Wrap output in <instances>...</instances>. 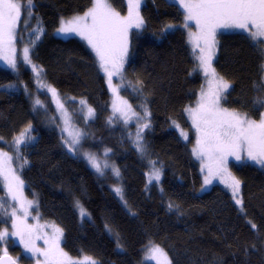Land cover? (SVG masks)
Returning a JSON list of instances; mask_svg holds the SVG:
<instances>
[{
    "label": "trees",
    "instance_id": "obj_1",
    "mask_svg": "<svg viewBox=\"0 0 264 264\" xmlns=\"http://www.w3.org/2000/svg\"><path fill=\"white\" fill-rule=\"evenodd\" d=\"M34 2L35 17L44 29L34 60L56 91L85 99L93 109L89 121L71 110L72 116L77 114L73 120L85 132L84 147L96 154L109 151L124 186V204L130 207L84 158L67 149L60 125L48 128L37 115L25 92L35 89L32 71L21 62L19 75L0 67V149L14 153L10 143L32 126L35 140L22 146L23 159H16V165L27 195H39L42 216L62 227L67 253L91 256L98 264H144V249L153 243L171 264H264V169L249 160L233 162V173L242 183V211L221 185L199 192L207 167L193 154L197 131L190 110L197 107L205 78L189 42L193 26H184L185 10L172 0H144V27L132 31L123 71L127 85L121 96L137 115L147 113L144 143L150 161L163 172L158 184L148 185V159L131 135L135 125L115 119L109 81L98 57L82 40L54 35L63 18L86 12L93 0ZM109 2L118 12H128L126 0ZM169 24L175 27L167 28ZM261 64L264 59L248 34H219L215 68L231 85L222 99L224 109L261 118L264 106L253 103L264 96L253 86L264 75ZM40 98L52 110L49 95ZM178 127L188 133L187 141ZM77 201L88 216L80 217ZM12 224L0 213V232L9 233L7 245L0 242V255L6 251L19 264H33L11 235Z\"/></svg>",
    "mask_w": 264,
    "mask_h": 264
},
{
    "label": "snow or ice",
    "instance_id": "obj_2",
    "mask_svg": "<svg viewBox=\"0 0 264 264\" xmlns=\"http://www.w3.org/2000/svg\"><path fill=\"white\" fill-rule=\"evenodd\" d=\"M181 4L187 11L186 20H195L199 29L198 33L191 34L197 47H200L199 41L201 40L209 49L215 45V36L218 29H242L248 33L252 46L257 49L261 58L264 59V0H181ZM139 6L140 0H129V14L127 17H121L119 13L111 9L106 0H95L94 6L85 12L83 16H75L66 22L62 21V26L57 32L63 34L76 33L86 39L97 54L100 67L107 72L109 85L111 86L113 72L109 71L108 65L111 64L116 73L120 72L127 53L128 30L133 27L136 29L144 27L145 22L139 15ZM33 7H35L34 0H24L23 4L18 2V0H0V48L11 46L13 43L14 32L21 19L22 9L25 14L31 16L30 9ZM89 19L91 23L87 22ZM25 23H27V20H25ZM184 26L188 27L187 23ZM166 27L172 28L175 26L169 24ZM41 30L37 29V31ZM200 51L204 53L205 49L200 48ZM22 59L31 64L29 48L25 47L23 49ZM210 59L211 55L207 57L201 55L199 57L200 66L204 68L206 73L208 72ZM8 64L15 69L17 62L15 59H8ZM32 67L33 71H37L39 76L36 66L33 65ZM259 71L264 73V64L259 65ZM212 73L215 76L214 69H212ZM253 86L264 91V75L261 76L258 82H254ZM7 87H12V85ZM230 87L231 85L224 82L223 78H219L218 89L211 93L210 98L202 93L197 108L190 111L193 116V124L198 133L197 147L193 149V153L201 160L207 157L209 163L205 167L208 168L209 176L227 174L228 178L224 180V183L231 188L232 195L236 198L240 191V181L232 176L231 173H228L226 167L227 157L233 156L237 161L247 159L264 167V115L261 116L259 121H256L249 119L246 114L220 109V95ZM49 91L54 97L58 96L54 88L49 87ZM113 91H116L115 87H113ZM57 103H59L58 99ZM253 103L254 106H264V96L257 97ZM35 104L41 105L42 102L36 99ZM60 107L63 108V104H60ZM88 113L89 116L93 115V109L89 107ZM143 127L146 128L149 125L144 124ZM27 131L28 129H25L18 137L14 138V145L17 148L34 139L26 135ZM181 135L187 138V134L183 131ZM80 136L81 133L76 132L70 143L65 141L69 145L70 151L75 150L74 146L79 143ZM136 136V147L141 152H144L139 129ZM0 157H2L0 159V175L7 181L8 192L12 194V199L19 200L20 197L13 191V181L17 185H22L23 182L19 181L18 177L9 175L12 171L9 164L12 157L8 153H0ZM16 158L22 159L20 155H17ZM88 159L92 162L93 167L100 171V166L95 158L89 155ZM24 163H27V161L25 160ZM150 163L153 166L155 164L154 161ZM114 171L119 176V170L114 169ZM159 179L160 171L153 167V171L149 175V183L153 180L159 181ZM204 183L207 185L211 183V180L206 177ZM115 191L122 196L120 188H116ZM3 199V197H0V202ZM26 203L31 206L32 201H27ZM235 203L242 205V200L236 198ZM77 206L80 208L81 217L89 215L79 204V201H77ZM169 207L171 209L173 205H169ZM0 208H3L2 203H0ZM17 211L16 208H13L10 214L11 217H16L12 224V228L15 231L11 235L20 236L21 243H24L27 251L43 255L46 264H98L97 261L91 258H85L84 261L72 260L67 253L59 248V236L43 252L34 246H30L34 228L26 223L28 208L23 203L21 204L20 211L24 214L23 219L17 217ZM252 227L255 228L256 225L253 224ZM56 231L62 235V229L57 228ZM25 235L29 238L28 243L24 241ZM8 236L7 229L0 232V241H4ZM36 238L42 239L43 237L37 236ZM45 244H49V241L45 240ZM152 251L160 253L162 250L157 247L152 249Z\"/></svg>",
    "mask_w": 264,
    "mask_h": 264
},
{
    "label": "rangeland",
    "instance_id": "obj_3",
    "mask_svg": "<svg viewBox=\"0 0 264 264\" xmlns=\"http://www.w3.org/2000/svg\"><path fill=\"white\" fill-rule=\"evenodd\" d=\"M172 1H174L176 4H178L180 7H182L185 10V23H187L188 27L193 26V28L189 29V32H188L189 42H190V45H191L193 51L195 52L198 60H199V57L201 55H204L206 57L208 55H211V59L209 61L208 72L206 73L204 71V68L202 66H200L201 70L203 72L204 78H205V85H204L205 87L199 96V100H198V102H199L201 99L202 93L206 94L210 98L211 93L216 91L219 87V78H222L217 73L216 68H215V58H216L217 49H218V36H219V34L225 33V32H243L246 34H248V33L242 29H235V28L218 29L217 34L215 36V40H216L215 45H213L209 49V47L206 46L204 44V42L201 40V41H199L200 47H197L196 42L194 41V38L191 35L192 33H198L199 32V29L196 26L195 20H186L187 11L182 6L181 0H172ZM18 2L23 4L24 0H18ZM106 2L110 5L111 9L114 10L115 12L119 13L121 17H127L128 16V14H129V0H126V3L128 5V12L126 14H122V13L118 12L112 6V4L109 2V0H106ZM143 2H144V0H140V6L138 9L140 16H141V7H142ZM94 3H95V0H93V4L90 8H92L94 6ZM34 4H35V2H34ZM30 12L32 13L31 16L25 14L23 12V9H22L21 19H20V21L16 27V30L14 32L13 43L11 44V46H4L3 48H0V67L9 69V70L15 72L17 75H19L20 74L19 63L21 62L25 68L32 71L33 76H34L33 80H34V84H35L34 85L35 89H34V91H29L26 88L25 92L29 93V95L31 96V99L33 100L34 110H35V112L37 111V115L42 119V121L44 122V124L48 128L52 129V128L58 127V125H60V129H61L62 133L64 134L65 141H68L69 143L71 142L73 135L76 132L81 133L79 143L74 146L75 150L70 151L69 145L65 143L67 149L72 154L79 155L82 158H84L86 160L88 166L101 179L106 181V183L114 190V192L116 194H117V192L115 191V189L120 188L122 190V196L120 194H117V195H118V198L120 199V201L124 204V202H125L124 201V186L121 182V178L119 177L120 175L117 176L115 174L114 169H117V168L114 165V163L112 162V160L110 159L109 151L104 150L101 154H96L92 150L84 147L83 141L86 139L85 138L86 137L85 132L83 130H81L82 128L80 129L77 126L75 120H73V118L74 119L77 118V114L80 115L79 117H81V119H83L85 121H89L92 118V115L89 116V113H88L89 106L86 103L87 101L85 99L78 100L77 98H73V97H65L64 95H62L58 91H56L58 96L54 97L52 95L51 91H49V87L54 88V86L47 81V79L45 77L44 69L36 63V61L34 60V57H33V50L35 48L36 43L42 37V35L44 33V29H43V26L41 24V21L38 22V20L35 17L34 7L30 9ZM84 13H82L80 15H76V16H83ZM73 17H75V16L63 18L60 22L58 29L62 26V21L66 22V21L72 19ZM25 20H27V23H25ZM87 22L91 23V20L89 19ZM38 28L42 29V30L37 31ZM134 29H136V28L135 27L130 28L127 32V53L124 57L123 66H122L120 72L116 73L114 71V69L112 68V65L111 64L108 65L109 71L113 72V76H112V80H111V86H109V88H110V91H111L112 97H113V109H114L115 114H116L115 119L122 121L127 127L135 125L133 131L131 132V135L134 139V143L137 140V136H136L137 130L138 129L140 130V135L142 137L141 143L143 145L144 152H141L140 150H139V152L145 158L148 159V162H149V169L148 170L149 171L147 173L146 180H147V184L151 185L154 183L158 184L161 181L163 172L161 171V169L156 164H154V166H153V164L150 163L152 161H150L151 158H149V153H148V150H147L145 143H144V134H145V131L148 127L145 128V127H143V125L144 124L149 125L148 116L145 113H142V115H137V113H134L132 111L130 104L127 101H125L121 96V90L123 89V86L127 85L126 81L123 79L124 78L123 71H124V68L127 64V60L129 58V55H130L131 35H132V31ZM57 30L54 33V35L56 37H60L63 39L76 37V38L82 40L93 51V53L96 55V57H98L95 50L91 47V45L88 44L87 40L84 39L83 37H81L80 35H78L76 33H71V34L58 33ZM25 47L29 48V59L31 60V64L27 63L26 61H24L22 59L23 49ZM200 48L205 49L204 53H201ZM8 59H15L16 60L17 64H16L15 69H13L8 64ZM199 64H200V60H199ZM33 65H35L37 70L39 71V76L37 75V71H33V67H32ZM101 69L103 70V68H101ZM212 69L215 70V76L212 73ZM103 73L106 76L107 80L109 81L107 72H105L103 70ZM223 81L229 83L225 79H223ZM113 87L116 88L115 92L113 91ZM228 89L224 90L220 95V99H219V108L220 109H224L223 104H222V99L225 96V94L227 93ZM42 93H46L47 95H49L52 110L49 108V106L46 104V102L40 98V94H42ZM36 99H39L42 102V104L36 105L35 104ZM57 99L59 100V103H57ZM60 104H63V108L60 107ZM71 110L75 111L77 114L72 116ZM187 112H188V116H189V111H187ZM229 112H231V111H229ZM191 119H192V116H191ZM249 119H251V118H249ZM259 120H256V121H259ZM192 122H193V119H192ZM193 126L196 130V127L194 124H193ZM27 129H28V131H27L26 135L33 137L31 134L32 126H30V128L28 127ZM178 130H179L181 138L184 141H187L188 140V133L184 129H182L181 127H178ZM24 131H22V132H24ZM182 131L187 134V138H185V136L181 135ZM197 137H198V133H197ZM34 140L35 139L29 140L25 144H27L28 142H32ZM25 144H23V145H25ZM10 146H12L14 148V153H12L11 151L6 150V149H0V153H8V155L10 157H12L11 161L9 162L12 171H11V173H9V175L10 176L14 175V176L19 178V181L23 182V179L21 178V175H20L18 168H17V165H16L17 155H20L22 157V146H19V148H17V146L14 145V140L10 143ZM89 155H91L95 158L96 162L100 166V171H97V169L95 167H93L92 162L88 159ZM195 157L198 158L196 155H195ZM0 159H2V157H0ZM22 159H23V157H22ZM22 159H17V160H22ZM199 160L202 162H205L206 164L209 163L207 157H205L204 160H201V159H199ZM246 161H247V159L237 161L235 159V157L228 156L227 157V164H226L228 173H231L232 176H234L236 179H238V177L233 173L231 166H232L233 162L234 163H243ZM250 162L255 163L253 161H250ZM258 166H260V165H258ZM153 167L160 171V179H159V181L153 180L151 183H149V175L153 171ZM260 168L264 169V167H262V166H260ZM206 177H208L211 180V183H209L207 185H205V183H204ZM227 178H228L227 174H225L223 176H221V175L209 176V172H208V168H207L206 172L204 173V177H203V185L200 188L199 192L204 193L207 190H209L213 185L217 184V185H221L224 188H226L229 191V193L232 195L231 188L227 187L226 184L224 183V180ZM0 187L4 190V194L0 195V197L4 198L3 201L0 202L3 204V208H0V213L3 216H6L9 220H11V222H13L14 220H16V217H11L10 214H11L13 208H16L18 210L17 211V217H19L20 219H23L24 214L22 211H20L21 204L23 203L24 206L28 208V215L26 218V223L28 225L33 226V228H34V232H33V235L31 237L30 246H34L35 248H38L43 252V251L47 250L50 247V245L53 243V241H56L57 236H59V240H58L59 248L62 249L63 252L67 253V251L65 250V248L63 246L64 238H65L64 231H63L62 227L59 226L57 223H55L54 221L45 219L42 216L41 209H40V199H39V195L37 193L32 194L31 196L27 195L26 186H25L24 182L22 183V185H17V183L15 181H13V191L20 197L19 200H13L12 194L8 192L7 181L4 180V177L2 175H0ZM232 197H233V195H232ZM236 198H239L242 200V205H238L239 207L242 208L243 207V192H242L241 181H240V191H239ZM236 198L233 197L234 201ZM27 201H32L31 206H29L26 203ZM124 205L130 209L128 204H124ZM77 210H78V213L80 215V208L77 207ZM80 217H81V215H80ZM37 226H39V227H37ZM57 228L62 229V235L57 233V231H56ZM13 231H15V229H13ZM37 236H40L43 238L37 239L36 238ZM8 238H9V236L4 241H0V242L3 243L4 246H6L8 243V240H7ZM14 240L17 244H19L21 246L24 254L33 260V264H46L45 258L43 255L33 254V253H31L25 249L24 243H21V237L20 236H14ZM45 240H48L49 244H45ZM24 241H25V243L29 242V238L27 235L24 236ZM157 247L160 250H162L158 245L153 244V243L148 244L145 247L143 263L144 264H171L169 257L167 256V254L163 250L160 253H154L152 251V249L157 248ZM5 253H8V252L3 251V254H5ZM68 257H70L72 260H76V261H84L85 258H91L92 260L97 261L95 258L88 256V255H82L81 257H73L70 254H68ZM14 258L16 259L17 262L20 261L16 257H14Z\"/></svg>",
    "mask_w": 264,
    "mask_h": 264
},
{
    "label": "water",
    "instance_id": "obj_4",
    "mask_svg": "<svg viewBox=\"0 0 264 264\" xmlns=\"http://www.w3.org/2000/svg\"><path fill=\"white\" fill-rule=\"evenodd\" d=\"M13 262L19 264L10 253L0 255V264H13Z\"/></svg>",
    "mask_w": 264,
    "mask_h": 264
}]
</instances>
